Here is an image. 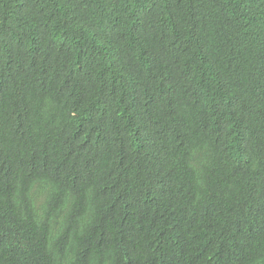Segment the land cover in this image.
Returning a JSON list of instances; mask_svg holds the SVG:
<instances>
[{"label": "trees", "instance_id": "obj_1", "mask_svg": "<svg viewBox=\"0 0 264 264\" xmlns=\"http://www.w3.org/2000/svg\"><path fill=\"white\" fill-rule=\"evenodd\" d=\"M224 146L264 171V0H0V264H264Z\"/></svg>", "mask_w": 264, "mask_h": 264}, {"label": "clouds", "instance_id": "obj_2", "mask_svg": "<svg viewBox=\"0 0 264 264\" xmlns=\"http://www.w3.org/2000/svg\"><path fill=\"white\" fill-rule=\"evenodd\" d=\"M89 137V135H86ZM229 148L224 146V147H220L217 151H216V155L218 156V161L212 163L209 166V169L211 171L210 174V184H215L218 181H220L221 178L223 177H227L230 174H226L224 173L225 170H223L222 166L220 165V162H223L224 164H226L227 166H229L230 168H232V170H234L237 166L241 167L242 169V174L246 173L247 177H252L253 172L256 171L257 174L260 175L261 179H260V189L262 190L263 194H264V171H263V164L261 165H252L250 159L244 156H240L238 155V157H234L231 161L228 160L231 158V154H230V150H228ZM228 158V159H227ZM175 177V176H174ZM173 178V177H172ZM171 179V178H170ZM170 179L167 180V182L165 183L164 186H167V190H168V194H163V193H158L156 194L154 197L155 198H159V199H164L167 201V204L161 207H158L162 210H173L175 208H177L180 204L178 203V199H180L181 197L178 195V188L176 185H174L172 183V181H170ZM78 205V203H75V207L73 210H75L76 206ZM69 211V210H68ZM262 215L261 211L258 215V217ZM205 224L206 227L212 226V224L205 220ZM196 223L194 224L193 228L195 227Z\"/></svg>", "mask_w": 264, "mask_h": 264}]
</instances>
